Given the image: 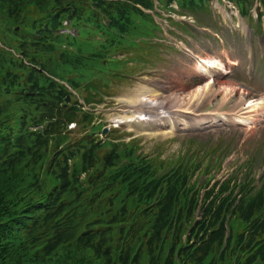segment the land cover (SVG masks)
I'll list each match as a JSON object with an SVG mask.
<instances>
[{
	"label": "trees",
	"instance_id": "obj_1",
	"mask_svg": "<svg viewBox=\"0 0 264 264\" xmlns=\"http://www.w3.org/2000/svg\"><path fill=\"white\" fill-rule=\"evenodd\" d=\"M224 2L263 30L264 0ZM147 11L212 15L210 0H0V264H264L263 179L159 175L73 102L113 35L157 27ZM82 119L94 131L72 142Z\"/></svg>",
	"mask_w": 264,
	"mask_h": 264
},
{
	"label": "rangeland",
	"instance_id": "obj_2",
	"mask_svg": "<svg viewBox=\"0 0 264 264\" xmlns=\"http://www.w3.org/2000/svg\"><path fill=\"white\" fill-rule=\"evenodd\" d=\"M210 1L212 15L181 17L170 11H161L159 16H153L152 25L157 27L124 38L113 35L109 56L96 65L91 77L81 82L80 90L71 91L75 96L73 102L78 101L84 110L94 115L92 126L108 129L104 135L96 128L98 139L137 144L136 159L152 160L159 175L182 164L194 169L202 163L200 175L196 174L203 183L200 185L202 191L207 183L216 185L233 176L243 178L250 171L257 180H264V119L256 129L250 124L252 128L246 135L236 128L203 135L196 132L207 129L196 127L195 132L182 133L178 131L183 125L181 118L174 120L180 123L176 124V131L171 130L169 123L160 128L159 123L153 121L149 124L146 121L126 122L118 128L117 123L121 121L117 122V119L132 114V98L145 91L151 92L159 101L163 97L167 101L165 108L177 113L175 117L186 114L196 117L197 122L218 113L229 114L245 95L243 85L264 95V30L253 24L257 13L253 11V20L243 19L234 6L223 0ZM98 37L102 39V36ZM201 57L222 62L227 71L214 77L219 98L229 89L233 90L230 99L221 107L210 100L200 106L193 104L197 100L193 99L194 91H203L213 82L211 76L197 68ZM176 94L179 102L168 101ZM88 97H93V101L87 107L85 101ZM185 103L194 109L199 106L198 111H184ZM134 110L139 112L136 104ZM90 123V119H82V123L71 126V141L93 133ZM243 125L249 128L248 124ZM165 132L168 134L164 135ZM214 149H218L216 153H213Z\"/></svg>",
	"mask_w": 264,
	"mask_h": 264
},
{
	"label": "bare ground",
	"instance_id": "obj_3",
	"mask_svg": "<svg viewBox=\"0 0 264 264\" xmlns=\"http://www.w3.org/2000/svg\"><path fill=\"white\" fill-rule=\"evenodd\" d=\"M247 31V30H246ZM207 61V62H206ZM221 67L222 69H218ZM197 68L206 76H211L210 79L213 82H210L204 87V90H196L192 94L193 99L195 102L193 104H198L199 106L204 103L207 100L215 101L217 107H221L225 102H227L230 99V96L233 94L232 88L229 89L228 93L222 94V97H218V91L215 89L214 86V77L216 75H223L226 74L227 71L225 70V66L222 62L219 63L216 59H210L201 57L199 62L197 63ZM220 71H224L222 74H220ZM163 85V84H162ZM228 86V85H227ZM237 87L238 85H234ZM240 86V85H239ZM242 88H245V95L240 98L239 103L233 107V109L228 114H221L218 113L214 115V117H210L207 119L200 120L199 122L196 121V117L187 116L186 114H181L180 117H175L174 115L177 114L175 112H172L170 110H167L165 108L166 102L163 97H161V100L154 98L150 93L148 92H141L139 95H137L136 98H132L131 100V109H133L132 114H127V116H120V118L117 119V125L118 128L121 125H124L126 122H130L129 124H133L134 122H147L149 124L150 122L159 123L158 126H161L164 123H169L172 127V131L177 130L176 124L179 122H174L175 119L181 118L180 121H183V125L178 128L179 132L185 133V132H195L193 131L196 127H202V129H207L203 132H196V133H218L221 130L228 129V128H236L240 132H242L243 135H246L247 132H249L250 124H253L255 129L257 128L258 124H261V122L264 119V95L259 93L256 90L251 89L250 87H247L246 85L241 86ZM148 90H152L148 87H144ZM155 91V90H154ZM225 91V90H224ZM155 94V93H154ZM161 94V93H159ZM163 94V93H162ZM166 95V94H165ZM203 97L201 98V96ZM249 97H247V96ZM174 96V95H172ZM207 96H211L210 98H205ZM143 97V98H142ZM155 100H152V99ZM158 98V97H157ZM151 100V101H149ZM179 102L178 95L176 94L174 96V99H169L168 101ZM248 103V105H247ZM139 109V112L134 110V105ZM139 105V106H138ZM184 105V111H191L193 113L198 111V108L194 109V107H189L187 103ZM182 108V106H180ZM189 107V108H188ZM187 108V109H186ZM202 109V108H201ZM218 111V110H217ZM263 112V113H262ZM138 115V116H137ZM142 117H147L146 119ZM151 119V121H149ZM220 120V121H218ZM114 122V123H115ZM203 122V123H202ZM180 124V123H179ZM243 124H248L249 128H244ZM252 128V127H251ZM163 130V129H160ZM171 133V132H170ZM173 133V132H172ZM168 133H164L166 135Z\"/></svg>",
	"mask_w": 264,
	"mask_h": 264
},
{
	"label": "water",
	"instance_id": "obj_4",
	"mask_svg": "<svg viewBox=\"0 0 264 264\" xmlns=\"http://www.w3.org/2000/svg\"><path fill=\"white\" fill-rule=\"evenodd\" d=\"M70 102H71V98L68 97V98H67V104H69ZM103 133H104V135H106V134L108 133V129H104V130H103Z\"/></svg>",
	"mask_w": 264,
	"mask_h": 264
}]
</instances>
